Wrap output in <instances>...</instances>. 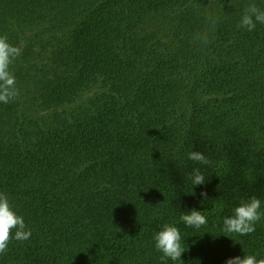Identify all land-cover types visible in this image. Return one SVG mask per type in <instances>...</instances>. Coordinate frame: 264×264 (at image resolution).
Segmentation results:
<instances>
[{
  "label": "trees",
  "instance_id": "1",
  "mask_svg": "<svg viewBox=\"0 0 264 264\" xmlns=\"http://www.w3.org/2000/svg\"><path fill=\"white\" fill-rule=\"evenodd\" d=\"M252 3L264 10V0H0V36L21 50L9 65L19 94L0 103V193L32 232L0 264L264 258V216L251 234L222 232L242 199L256 196L264 213V24L238 27ZM193 209L207 219L198 229L180 220ZM165 224L180 230V260L154 246Z\"/></svg>",
  "mask_w": 264,
  "mask_h": 264
},
{
  "label": "clouds",
  "instance_id": "2",
  "mask_svg": "<svg viewBox=\"0 0 264 264\" xmlns=\"http://www.w3.org/2000/svg\"><path fill=\"white\" fill-rule=\"evenodd\" d=\"M257 23L264 24V10L252 3L246 6L238 27L252 31ZM20 54L19 47L9 44L6 36H0V103L7 104L19 94L15 76L9 71V65ZM187 158L197 164L208 165L210 163L208 157L199 151H188ZM204 183V173L199 168H193L191 184L203 185ZM201 196L206 198V193L202 192ZM260 209L261 200L256 196L253 195L246 200L242 199L233 208L232 215L223 218L222 232L235 233L240 236L251 234L255 231L256 222L264 216ZM180 220L186 226L197 229L207 223L202 211L195 209L182 214ZM13 230H15L14 236ZM31 235V230L27 228L22 216L13 210L7 195L0 193V254L6 253L10 240L26 241ZM154 241L155 248L162 254V260L166 258L172 261L180 260L181 254L186 251L181 244L180 230L176 226L165 224L162 230L155 234ZM226 264H264V258L257 259L255 255H244L243 258L237 256L228 259Z\"/></svg>",
  "mask_w": 264,
  "mask_h": 264
}]
</instances>
